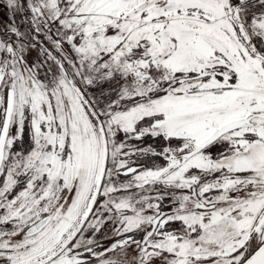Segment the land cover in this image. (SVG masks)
<instances>
[{
  "label": "snow or ice",
  "instance_id": "6c2138e0",
  "mask_svg": "<svg viewBox=\"0 0 264 264\" xmlns=\"http://www.w3.org/2000/svg\"><path fill=\"white\" fill-rule=\"evenodd\" d=\"M0 264H264V0H2Z\"/></svg>",
  "mask_w": 264,
  "mask_h": 264
},
{
  "label": "rangeland",
  "instance_id": "374dc122",
  "mask_svg": "<svg viewBox=\"0 0 264 264\" xmlns=\"http://www.w3.org/2000/svg\"><path fill=\"white\" fill-rule=\"evenodd\" d=\"M0 4H2L3 7L6 9V7H5L4 4L2 3V0H0ZM0 7H2V6H0ZM4 8H0V14H3V15H4V17H5V22H6V23H3L2 25H5V26H6V24L9 22V21H8V15H9V13H8V11L5 10ZM0 17H2V16H0ZM2 30H3V29H2Z\"/></svg>",
  "mask_w": 264,
  "mask_h": 264
},
{
  "label": "flooded vegetation",
  "instance_id": "af4514ba",
  "mask_svg": "<svg viewBox=\"0 0 264 264\" xmlns=\"http://www.w3.org/2000/svg\"><path fill=\"white\" fill-rule=\"evenodd\" d=\"M0 6H2V7H0V8H4L2 4H0ZM4 9H5V8H4ZM5 10H7V9H5ZM7 11H8V10H7ZM0 16H2V17H0V31H2V29L5 28V25H2V24H3V23H6V22H5V17H4V15H3V14H0Z\"/></svg>",
  "mask_w": 264,
  "mask_h": 264
}]
</instances>
